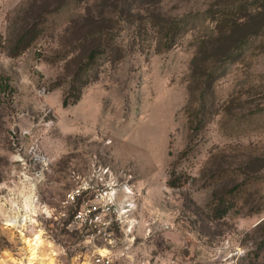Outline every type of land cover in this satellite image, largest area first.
<instances>
[{
  "label": "rangeland",
  "instance_id": "obj_1",
  "mask_svg": "<svg viewBox=\"0 0 264 264\" xmlns=\"http://www.w3.org/2000/svg\"><path fill=\"white\" fill-rule=\"evenodd\" d=\"M127 8L0 0V264H28L38 232L31 264H92L81 201H61L105 168L132 203L103 243L114 264H264V0Z\"/></svg>",
  "mask_w": 264,
  "mask_h": 264
},
{
  "label": "built area",
  "instance_id": "obj_2",
  "mask_svg": "<svg viewBox=\"0 0 264 264\" xmlns=\"http://www.w3.org/2000/svg\"><path fill=\"white\" fill-rule=\"evenodd\" d=\"M124 192L129 193L127 188H124ZM117 193L118 185L109 169L105 168L67 191L61 201L63 206H70L78 199L81 201L73 210L71 222L81 228L87 241L93 243L92 264H114L109 249L104 248L103 243L110 240L109 228L112 220H121L120 215L132 207V203L127 200L124 204L117 205ZM28 201L30 205L22 213L14 203L7 217L10 220L9 224L20 225V222L26 223L28 219H34L33 215L38 211L34 208L37 198L31 197ZM102 249L108 250L104 253L98 251Z\"/></svg>",
  "mask_w": 264,
  "mask_h": 264
},
{
  "label": "trees",
  "instance_id": "obj_3",
  "mask_svg": "<svg viewBox=\"0 0 264 264\" xmlns=\"http://www.w3.org/2000/svg\"><path fill=\"white\" fill-rule=\"evenodd\" d=\"M131 2H132V0H127V6H128V8L127 9H129V7H130V5H131ZM178 25H179V23H178V21H174V22H169V25H168V32L166 33V36H170V38H172V36H174V34H175V30H177L178 29ZM2 37L0 36V45L1 46H5V45H3V40L1 39ZM174 44V41H173V39H172V41L167 45V47H170V46H172ZM230 50V49H229ZM230 52H232L233 53V51H229L228 53H230ZM96 55H97V49L96 48H94V49H92L91 51H90V53H89V58H90V61L89 62H92L93 61V59L96 57ZM228 57V56H227ZM196 58H197V56H194V58L191 60L192 62H191V65H192V70H193V73H194V75H195V73H196V69H193V65L195 64V60H196ZM225 58V57H224ZM189 89H191V87H189L188 88V90ZM80 90V89H79ZM78 90V91H79ZM189 92L191 93V91L189 90ZM78 98H79V95H78V93H76L75 95H74V98L72 99V103H74V102H76L77 100H78ZM203 98V97H202ZM68 103H70L68 100H67V98H64L63 99V102H62V104H63V106H66Z\"/></svg>",
  "mask_w": 264,
  "mask_h": 264
},
{
  "label": "bare ground",
  "instance_id": "obj_4",
  "mask_svg": "<svg viewBox=\"0 0 264 264\" xmlns=\"http://www.w3.org/2000/svg\"><path fill=\"white\" fill-rule=\"evenodd\" d=\"M23 242L25 243V246L27 250L29 251L28 264H31L32 260L36 257V252H37L38 247L41 244H43V239L41 238V234L38 232V233H35L32 237H24Z\"/></svg>",
  "mask_w": 264,
  "mask_h": 264
},
{
  "label": "crops",
  "instance_id": "obj_5",
  "mask_svg": "<svg viewBox=\"0 0 264 264\" xmlns=\"http://www.w3.org/2000/svg\"><path fill=\"white\" fill-rule=\"evenodd\" d=\"M105 250V249H104Z\"/></svg>",
  "mask_w": 264,
  "mask_h": 264
}]
</instances>
